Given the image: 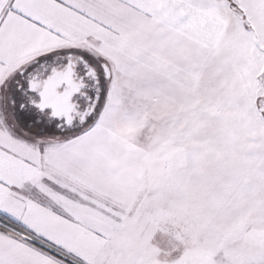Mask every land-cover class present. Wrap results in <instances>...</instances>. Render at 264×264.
<instances>
[{"label": "snow or ice", "instance_id": "6c2138e0", "mask_svg": "<svg viewBox=\"0 0 264 264\" xmlns=\"http://www.w3.org/2000/svg\"><path fill=\"white\" fill-rule=\"evenodd\" d=\"M0 264H264V0H0Z\"/></svg>", "mask_w": 264, "mask_h": 264}]
</instances>
